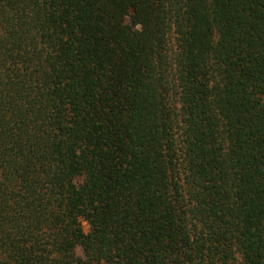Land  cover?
Returning <instances> with one entry per match:
<instances>
[{"label":"trees","instance_id":"16d2710c","mask_svg":"<svg viewBox=\"0 0 264 264\" xmlns=\"http://www.w3.org/2000/svg\"><path fill=\"white\" fill-rule=\"evenodd\" d=\"M0 264H264V0H0Z\"/></svg>","mask_w":264,"mask_h":264}]
</instances>
